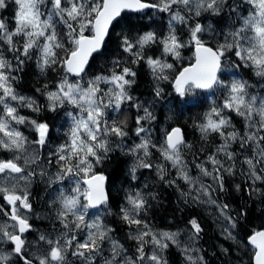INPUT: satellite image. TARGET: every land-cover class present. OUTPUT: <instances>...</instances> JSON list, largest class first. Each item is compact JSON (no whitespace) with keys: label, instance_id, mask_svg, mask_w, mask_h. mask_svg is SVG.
<instances>
[{"label":"snow or ice","instance_id":"obj_1","mask_svg":"<svg viewBox=\"0 0 264 264\" xmlns=\"http://www.w3.org/2000/svg\"><path fill=\"white\" fill-rule=\"evenodd\" d=\"M9 2L15 5L11 18L0 16V245L9 246L8 251L0 248V264H168L172 246L186 264H207L199 247L204 228L195 216L185 230H158L149 222L157 194L146 191L147 183L130 186L123 201L115 202L118 213L113 212L106 177L97 169L116 153L131 159V182L143 175L141 170L154 173L177 189L186 205L214 210L209 215L220 234L248 256L249 264H264V223L249 220L247 206L237 210L224 200L231 185L249 199L264 201V94L235 78L244 68L264 81V0H0V10ZM148 9L168 15L166 32L144 31L146 25L121 16L125 10ZM117 27L122 29L117 55L106 73L89 76L90 60L105 55L106 41ZM186 49L192 60L177 69ZM28 61L40 74L58 77L35 89L45 103L17 90ZM141 67L153 81L151 100L133 95ZM226 72L234 78L227 80ZM164 83L174 93L170 105L179 109L201 107L207 97L198 90L213 97L219 91L222 97L212 100L195 125L201 140L218 138L219 143L202 158L194 157L191 167L185 154L193 145L183 129L153 127V106L171 95ZM45 111L63 121L54 150ZM53 167L56 171L49 174ZM37 176L47 177L52 188L46 201L52 227L45 232L30 223ZM116 214L134 250L104 222ZM31 233L36 237L29 240ZM237 264H244L243 256Z\"/></svg>","mask_w":264,"mask_h":264},{"label":"trees","instance_id":"obj_2","mask_svg":"<svg viewBox=\"0 0 264 264\" xmlns=\"http://www.w3.org/2000/svg\"><path fill=\"white\" fill-rule=\"evenodd\" d=\"M243 7L247 9L249 6L243 5ZM14 10L15 5L9 2L8 8L0 10V16L8 17L10 19ZM122 17L126 20H130L134 25H146L147 27L143 28L144 31L155 29L158 32H166L168 20V15L166 13H158L155 12V10L148 9L145 12L140 13L126 12ZM141 17H143L142 20L140 19ZM149 17H151V19H149ZM126 28L127 25L124 26V30H126ZM121 30V27H117L115 31H111V39L106 42L104 48L105 55H96L95 59L90 62L91 67L89 69V76L100 74L102 71L106 73L111 60L117 55L115 51L117 34ZM183 56L185 57L183 61L176 62L177 69L186 66L192 60V52L190 50H184ZM238 71L242 74L244 79H247L249 82L256 85H261L259 90H256V93L264 94V81H261L258 77L252 76L248 69L241 68ZM19 76L20 79L16 85L17 90L26 95H35L41 103H45L44 98L40 96L39 93H36L35 89L42 88L45 83L51 84L58 79L54 73H49L47 76L40 74L34 61L26 62L24 69L19 73ZM224 77L227 80H231V77L227 74H224ZM162 87H164L166 93H170L171 95L167 96L165 99L158 100L153 106L152 110L156 116V121L153 122V127L163 129L169 126H180L183 129L186 140L193 145V149L185 154V159L189 162V166L191 167L194 157L202 158L206 153L214 151L216 144L219 143L218 138L215 141L210 140L208 142L201 140L200 133L195 125L199 123L203 112L208 109L213 99L217 102L222 99L221 94L217 91L215 97H213L212 93L198 91L199 96L207 97L201 107L191 108L190 110L179 109L171 106L169 103L174 96L171 86L164 83L162 84ZM152 88L153 81L148 74L147 68H139L137 85L134 86L133 95L139 97L141 100H151ZM22 113L25 115L30 114L27 109H23ZM42 115L48 120V123L53 126L51 134L53 139L49 147L54 150L56 145L61 142V133L63 129H60V125L63 121L56 113L45 111ZM129 115L134 116L135 112L133 111ZM235 120L239 121V118L237 117ZM237 126H239V124ZM20 127L29 135V129L24 128V126ZM57 129H59V131H57ZM154 135H159V133H154ZM201 149H203V151H201ZM46 154L47 150H45V155ZM130 163L131 159L129 157L116 153L97 169L106 177L108 194L110 196V202H112L114 213H118L115 202L123 201L124 194L130 186H142L147 183L149 189H146V191L150 190L157 194V200L151 201L153 206L147 217L149 222L153 224L155 228L166 230L180 228L181 230H185L188 227L187 221L195 216L201 221L202 227L204 228L202 238L199 241V247L203 249L202 254L205 257L207 264H237L238 256H243L244 264H249L248 256L243 255V252H239L232 241L226 240L220 234V228L214 222L213 217L209 215V212L214 210L208 209L206 206L192 204L186 205L183 202V197H181L180 192L174 187H168L163 182L158 181L154 173L141 170L143 171V175L138 173L137 175L139 176V179L136 182H131L128 177ZM239 182V178H236L234 181V183ZM182 187L185 186L182 184ZM43 191H46L48 195L52 192L49 187L44 186V183H42L40 179H37L35 184L31 187L34 213L36 211L37 213L48 216L46 219H37L38 217L36 216V218L34 217L35 219L32 218L30 220V223L33 224V227L42 229V231L45 232L51 229L52 220L49 216L50 209L47 206V203H43L40 200ZM224 200L237 210L245 209V206H247L245 210L248 212V219L256 225L264 223V201L256 198L249 199L244 192L237 193L231 185H229V191L224 196ZM0 219H3V217H0ZM104 222L116 230L114 236L117 239H120L121 242L125 243L126 247L130 250H134V242L126 239L127 228L119 219L118 214L105 216ZM185 239L186 237L184 236V240ZM0 248H3L4 251L9 250L7 244L0 245ZM224 248L229 249L228 254H225L222 251ZM166 257L168 264H186L184 257L175 246L169 248Z\"/></svg>","mask_w":264,"mask_h":264},{"label":"rangeland","instance_id":"obj_3","mask_svg":"<svg viewBox=\"0 0 264 264\" xmlns=\"http://www.w3.org/2000/svg\"><path fill=\"white\" fill-rule=\"evenodd\" d=\"M224 74H227V75H229L230 77H231V79H233L234 77H233V74L231 73V72H226V73H224ZM240 77H242V74L239 72V71H237L236 72V76H235V78H240ZM243 78V77H242ZM244 79V78H243ZM245 80H247V79H245ZM248 81V80H247ZM249 82V81H248ZM249 84L250 85H252L253 87H252V89H250V91H252V92H254V93H256V90H259V87H261V85H256V84H254V83H252V82H249ZM30 130V129H29ZM26 135H28L27 133H25ZM34 133H32L31 132V130H30V133H29V136H30V138H34ZM37 171H39V169H37ZM55 171H53L52 170V168H50L49 169V174H53ZM37 179H40L41 180V182L42 183H44V186L45 187H48L47 186V184H46V180H47V177H44V178H40L39 176H37L35 179H34V181H33V184H32V186L35 184V182L37 181ZM31 186V187H32ZM59 187V186H58ZM49 199V195L47 194V192L46 191H43L42 192V194H41V196H40V200L44 203H46V201ZM96 214H100L99 213V211L98 212H95ZM31 216H32V218H36V216L38 217L37 219H41V218H47V216L48 215H42L41 213H37L36 211H35V213L34 214H30ZM34 218V219H35ZM0 220H2V219H0ZM35 228V227H34ZM37 229V228H36ZM156 229H158V230H166V229H162V228H156ZM177 230H181L180 228H174V229H170V230H168V231H177ZM42 232V231H41ZM36 237V233H32L31 234V238L29 239V240H32V239H34ZM181 240H184V235L182 234L181 235Z\"/></svg>","mask_w":264,"mask_h":264},{"label":"water","instance_id":"obj_4","mask_svg":"<svg viewBox=\"0 0 264 264\" xmlns=\"http://www.w3.org/2000/svg\"><path fill=\"white\" fill-rule=\"evenodd\" d=\"M126 12H132V11L125 10L124 12H122L121 16H122L124 13H126ZM132 13H138V12H132ZM110 31H111V30H110ZM106 42H107V41H106ZM94 56H96V54H94ZM90 62H91V60H90ZM105 189H106V191H107V188H106V180H105Z\"/></svg>","mask_w":264,"mask_h":264}]
</instances>
